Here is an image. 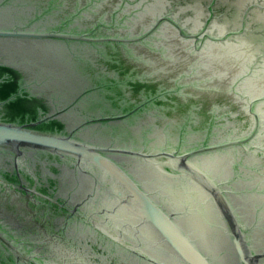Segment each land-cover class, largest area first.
I'll return each mask as SVG.
<instances>
[{
  "label": "water",
  "instance_id": "obj_1",
  "mask_svg": "<svg viewBox=\"0 0 264 264\" xmlns=\"http://www.w3.org/2000/svg\"><path fill=\"white\" fill-rule=\"evenodd\" d=\"M0 264H264V0H0Z\"/></svg>",
  "mask_w": 264,
  "mask_h": 264
},
{
  "label": "flooded vegetation",
  "instance_id": "obj_2",
  "mask_svg": "<svg viewBox=\"0 0 264 264\" xmlns=\"http://www.w3.org/2000/svg\"><path fill=\"white\" fill-rule=\"evenodd\" d=\"M219 108H223V106L219 107ZM219 116L224 118L225 117V112L222 110L220 113H219ZM158 118V117H157ZM149 120H151L150 118H148ZM160 119V118H159ZM135 120V119H134Z\"/></svg>",
  "mask_w": 264,
  "mask_h": 264
}]
</instances>
